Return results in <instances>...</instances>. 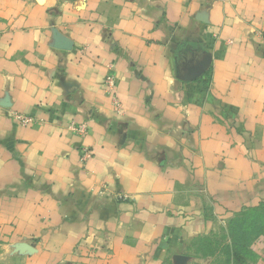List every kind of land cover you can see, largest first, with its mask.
I'll use <instances>...</instances> for the list:
<instances>
[{"label": "crops", "instance_id": "0c3cea01", "mask_svg": "<svg viewBox=\"0 0 264 264\" xmlns=\"http://www.w3.org/2000/svg\"><path fill=\"white\" fill-rule=\"evenodd\" d=\"M261 208L264 0H0V264H190Z\"/></svg>", "mask_w": 264, "mask_h": 264}, {"label": "rangeland", "instance_id": "374dc122", "mask_svg": "<svg viewBox=\"0 0 264 264\" xmlns=\"http://www.w3.org/2000/svg\"><path fill=\"white\" fill-rule=\"evenodd\" d=\"M229 228L192 241L190 264H252L251 244L259 237L255 230L264 229V208L232 220Z\"/></svg>", "mask_w": 264, "mask_h": 264}, {"label": "built area", "instance_id": "2783aa9c", "mask_svg": "<svg viewBox=\"0 0 264 264\" xmlns=\"http://www.w3.org/2000/svg\"><path fill=\"white\" fill-rule=\"evenodd\" d=\"M106 83V87L113 92L116 86V78L113 74H109L106 77L105 80ZM15 117L20 121L21 124L23 125H28L30 123H32L34 121L33 118L28 117V116H24V115H20V114H16ZM72 128L74 129V131L77 132H81V133H85L87 131V125L86 124H77V123H72ZM92 157V151L88 148H83L82 149V158L84 160H88Z\"/></svg>", "mask_w": 264, "mask_h": 264}, {"label": "water", "instance_id": "95a60500", "mask_svg": "<svg viewBox=\"0 0 264 264\" xmlns=\"http://www.w3.org/2000/svg\"><path fill=\"white\" fill-rule=\"evenodd\" d=\"M209 65V61L204 62L197 66L193 72L191 73L190 77L188 78L189 80H194L198 78L199 76L203 75V73L206 71L207 67Z\"/></svg>", "mask_w": 264, "mask_h": 264}, {"label": "trees", "instance_id": "16d2710c", "mask_svg": "<svg viewBox=\"0 0 264 264\" xmlns=\"http://www.w3.org/2000/svg\"><path fill=\"white\" fill-rule=\"evenodd\" d=\"M258 210H259V209H258ZM252 211H255V210H251V211H249V212H246V213L240 215L239 217L246 216V215L250 214ZM239 217H237V218H239ZM237 218H236V219H237ZM252 229H254V226H252ZM257 230H258V231H257ZM255 231H257V232H256V236H257V235L259 234V232H264V229H263V228H260V229H256Z\"/></svg>", "mask_w": 264, "mask_h": 264}]
</instances>
